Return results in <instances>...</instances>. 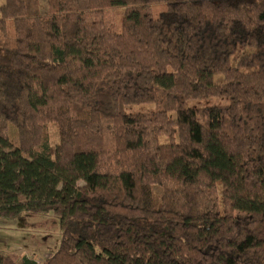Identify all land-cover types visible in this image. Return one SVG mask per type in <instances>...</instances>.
Instances as JSON below:
<instances>
[{
    "label": "trees",
    "instance_id": "1",
    "mask_svg": "<svg viewBox=\"0 0 264 264\" xmlns=\"http://www.w3.org/2000/svg\"><path fill=\"white\" fill-rule=\"evenodd\" d=\"M42 213L0 264H264V0H3L0 216Z\"/></svg>",
    "mask_w": 264,
    "mask_h": 264
},
{
    "label": "rangeland",
    "instance_id": "2",
    "mask_svg": "<svg viewBox=\"0 0 264 264\" xmlns=\"http://www.w3.org/2000/svg\"><path fill=\"white\" fill-rule=\"evenodd\" d=\"M3 0H0V3ZM40 9H46V0H39ZM219 78V77H218ZM153 104H134L128 110L146 111ZM49 140L52 145L58 141V131L54 124L48 126ZM25 202L24 197H20ZM60 239L58 218L52 213L36 216L7 218L0 216V252H15L18 256H32L39 262L51 255Z\"/></svg>",
    "mask_w": 264,
    "mask_h": 264
}]
</instances>
